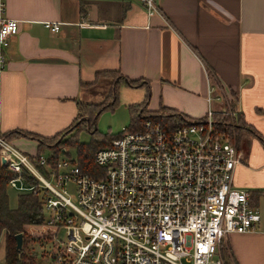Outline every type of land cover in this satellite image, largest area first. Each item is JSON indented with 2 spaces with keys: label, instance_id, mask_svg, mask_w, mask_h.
I'll list each match as a JSON object with an SVG mask.
<instances>
[{
  "label": "crops",
  "instance_id": "obj_1",
  "mask_svg": "<svg viewBox=\"0 0 264 264\" xmlns=\"http://www.w3.org/2000/svg\"><path fill=\"white\" fill-rule=\"evenodd\" d=\"M0 1V16L19 21L0 71L2 135L55 136L74 120L77 102H90L84 93L97 72L143 81L122 90L127 104L147 97L146 110L190 119L206 112L209 80L228 94L245 125L233 130L242 157L232 183L249 193L260 221L255 230L230 232L219 250L227 264H264V0H155L160 13L150 16L138 0ZM44 21L59 22V30ZM8 140L36 153L34 139Z\"/></svg>",
  "mask_w": 264,
  "mask_h": 264
},
{
  "label": "built area",
  "instance_id": "obj_2",
  "mask_svg": "<svg viewBox=\"0 0 264 264\" xmlns=\"http://www.w3.org/2000/svg\"><path fill=\"white\" fill-rule=\"evenodd\" d=\"M138 1L149 16L160 13L155 0ZM18 24L0 16V71ZM59 25L43 22L51 32ZM214 100L221 109H213ZM206 101L200 118L164 123L143 116L136 128H123L94 151L96 175L70 157L25 153L0 134V164L14 173L7 186L35 195L47 211L37 224L55 263L227 264L221 242L230 232L257 229L260 213L249 193L233 186L242 154L234 129L230 134L215 117L221 111L235 119L231 99L209 80Z\"/></svg>",
  "mask_w": 264,
  "mask_h": 264
},
{
  "label": "trees",
  "instance_id": "obj_3",
  "mask_svg": "<svg viewBox=\"0 0 264 264\" xmlns=\"http://www.w3.org/2000/svg\"><path fill=\"white\" fill-rule=\"evenodd\" d=\"M107 75V74H115V84H114V92L111 93L110 102L106 103H94V102H77V114L72 121V123L57 133L55 136L51 137H43L37 135L33 132L25 131V130H11L3 134V136L7 139L10 137L23 135L27 138H31L37 141L36 153H41L43 148H50L52 156L51 158L55 159L58 157L59 153L63 151L65 154H68L66 150L68 145H73L77 150V164L81 168L82 171L91 174L92 170L89 169L93 167V153L94 151L101 146H106L110 143L112 136H92V142L88 146L86 144L76 143L74 136L70 134L72 130H77L79 127L85 125V118L87 121V126L90 124V119H93V122L96 120L97 116L102 110L105 109H113L115 105L118 103L117 95H116V84L118 82L126 83L130 86H136L143 83L142 80H133L129 79L120 73L113 71H103L97 72V75ZM147 97L143 99V101L139 103H133L128 106L130 115H131V124L128 129H134L137 127L138 121L143 116H151L157 117L162 122H174V123H182L188 120L187 116L183 114H178L177 112L162 107L157 112H151L146 110ZM134 112V114H133ZM85 117V118H84ZM219 122L223 124V129H236L237 127H244L245 125L238 123V121L232 120L228 121L227 117H224ZM248 130L252 131L259 138L261 136L249 126L246 127ZM90 130V129H89ZM64 132H68L72 135L71 139L62 138L55 143L56 139L63 134ZM92 133H95L92 131ZM262 139V138H261ZM75 141V143H73ZM59 145L63 146L65 150L60 149ZM14 175L13 172L8 170L5 165L0 164V237H4V263L5 264H33V260L31 255H27L25 253V248L27 247L28 241L30 240L28 235L23 229V224L25 223H38L42 221V209L38 198L31 193H23L19 195L18 205L16 208H11L8 205V196L6 192L7 181L10 177ZM34 178H27V181L32 182ZM22 233V246L19 251L15 248V234Z\"/></svg>",
  "mask_w": 264,
  "mask_h": 264
},
{
  "label": "rangeland",
  "instance_id": "obj_4",
  "mask_svg": "<svg viewBox=\"0 0 264 264\" xmlns=\"http://www.w3.org/2000/svg\"><path fill=\"white\" fill-rule=\"evenodd\" d=\"M115 74H107V75H100L99 80H95L97 82H94L93 85H90V87H87L85 89V98L83 99L84 101H90L94 103H106L110 102L111 100V93L113 94L114 92V84H115ZM128 85L123 82H118L116 84V95L118 99L117 105L113 109H105L102 110L99 115L97 116L96 120L93 122V119H90V124L87 126V121L85 118V125L79 127L77 130H72L70 134H73L74 136L70 135L68 132H64L61 134L55 141V143H58V141L62 138H70L72 139L75 138L76 143L80 144H88L92 142V136H112L115 137L119 133L123 131V128L126 130L129 128L131 124V115L128 109V106L130 104H127L128 102H125L126 100L130 99L128 95L124 94L123 91H125L124 88H132V87H127ZM131 90V89H128ZM232 102V98L229 97ZM133 104V103H131ZM213 109H216L213 106ZM134 114V112H133ZM224 117H218L216 119H223ZM90 129V130H89ZM95 133H92L94 131ZM227 131L231 134L230 129L226 128ZM75 141L73 143H75ZM12 143V142H11ZM13 144V143H12ZM67 151L68 154H65L63 151L59 153L60 156H66L70 157L72 159L77 160V153H76V148L72 145H68ZM60 149H64L63 146L59 145ZM42 153L45 156H48L51 153V149L46 147L43 148ZM79 166V165H78ZM89 169L92 170L91 175H96L99 171L100 168L96 166L93 163V167H90ZM6 192L8 196V205L11 208H16L18 205V199L19 195L23 194V192H20L10 186L6 187ZM72 196L74 194L72 193ZM43 215H47V211H43ZM39 223V222H38ZM23 229L26 232V234L29 237V241L27 244V247L25 248V253L27 255H31L33 264H59V263H54V261L51 258L50 252H51V245L49 241L46 240V236L44 232L42 231V227L37 224V223H25L23 224ZM42 233V234H41ZM59 239H64L65 233L64 230L61 228L58 232ZM0 254L1 250L4 252V237H0ZM226 259V258H225ZM227 260V259H226ZM0 264H5L4 263V254H3V260Z\"/></svg>",
  "mask_w": 264,
  "mask_h": 264
},
{
  "label": "water",
  "instance_id": "obj_5",
  "mask_svg": "<svg viewBox=\"0 0 264 264\" xmlns=\"http://www.w3.org/2000/svg\"><path fill=\"white\" fill-rule=\"evenodd\" d=\"M1 162H3V158H1ZM15 248L17 251L20 250L21 246H22V233H16L15 234Z\"/></svg>",
  "mask_w": 264,
  "mask_h": 264
}]
</instances>
